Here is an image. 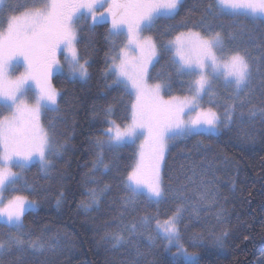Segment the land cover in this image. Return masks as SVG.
<instances>
[{"label": "snow or ice", "instance_id": "obj_1", "mask_svg": "<svg viewBox=\"0 0 264 264\" xmlns=\"http://www.w3.org/2000/svg\"><path fill=\"white\" fill-rule=\"evenodd\" d=\"M182 11L185 15L177 20ZM221 17L241 32L246 28L241 21L249 18L264 25V0H195L190 8L187 0H37L6 14L0 26V264L12 254L19 259L28 253H55L64 246L58 233L33 239L24 218L38 209L39 202L23 194L37 191L23 174L37 166L49 178L55 159L69 147L70 138L58 139L57 119H63L65 94L52 84V77L90 79L85 53L101 24L110 25L102 76L111 83L105 88L115 89L128 101L119 122L112 118L113 103L103 109L107 126L92 141L94 159L84 177L95 187L88 188L89 199L80 206L90 212L111 196L113 184L97 177L119 173V152L136 146L135 162L125 170L113 201L119 205L115 230L103 239L114 249L129 252L127 264H145L140 243L145 237L150 248L162 240L174 257L172 264H200L199 254L185 245L201 246L204 234L190 231L185 220H198L205 201L214 199L217 190L207 180L198 193L190 194L188 184L174 189L163 170L169 144L233 129L238 138L252 139L245 124L264 123V43L255 45L254 54L237 43V31L213 26ZM161 21L173 23L160 32ZM162 60L168 71L153 77L149 69ZM174 86L185 94H172ZM51 113L57 119L43 122L42 116ZM185 179L194 183L191 177ZM170 200L176 205L161 218L159 206ZM145 202L156 207L154 214L138 215ZM63 203L60 192L56 207ZM215 208L217 222L226 224V209L218 200ZM227 235L214 231L211 238L223 247Z\"/></svg>", "mask_w": 264, "mask_h": 264}, {"label": "trees", "instance_id": "obj_2", "mask_svg": "<svg viewBox=\"0 0 264 264\" xmlns=\"http://www.w3.org/2000/svg\"><path fill=\"white\" fill-rule=\"evenodd\" d=\"M194 3L195 0H187L189 8ZM25 8L14 9L8 4L1 11L2 23L10 10L19 12ZM184 15L182 11L177 20ZM170 23L173 22L161 21L157 30L163 32ZM241 23L246 26L243 32L232 29V21L227 17L214 20L213 26L237 31V43L248 46L255 54V45L264 43V25L252 22L250 18ZM108 26H96L92 43L85 53L90 60L88 81H71L59 74H54L52 78L54 86L65 94L61 103L63 119H57L55 113L42 119L45 123L48 118L57 119L58 139L70 138L69 147L55 159V169L49 178H45L37 166H32L23 174L28 184L37 189L36 192H23L39 202L38 209L24 218L28 230L34 233L33 239L58 233L64 246L55 253L45 252L38 256L28 253L19 259L12 254L5 257V264H127L129 260L130 254L125 248L114 249L103 237L106 232L115 230V209L119 205L113 201L120 193L119 184L125 170L135 162L136 146L125 147L119 152V173L97 177L113 184L111 196L102 199L100 207L90 212L80 206L81 201L89 199L88 188L95 187L85 183L84 177L94 159L92 141L107 126L104 123V107L114 104L112 118L118 122L126 115L123 106L128 97L115 89H106L105 84L111 81L102 76L105 53L109 51L105 42ZM81 50L84 51L83 44ZM166 71L168 66L164 60L149 70L153 77ZM172 94L185 93L174 86ZM245 129L252 133V139L238 138L236 129H233L223 130L219 135L204 133L191 136L169 144L163 170L166 179L172 178L174 189L179 184H188L190 194L198 193L202 181L207 180L209 187L217 190L214 199L205 201L198 220H185L190 231L204 234L201 246L191 248L185 245L189 251L199 254L197 259L200 264H264V123L256 120L253 125L245 124ZM204 145L209 147L205 149ZM109 158H112L111 155ZM185 177H191L194 183ZM60 192L64 193V203L58 209L56 199ZM217 200L226 209V224L216 220ZM175 205L173 200L160 205L161 218L170 213ZM140 208L138 215H151L156 211V207L147 202ZM45 228L49 231L45 232ZM221 230L228 232L223 247L217 246L211 238L214 231L218 234ZM140 243L146 254L145 264H172L174 257L165 250L162 240L151 248L146 237ZM175 250L172 249L173 252Z\"/></svg>", "mask_w": 264, "mask_h": 264}, {"label": "rangeland", "instance_id": "obj_3", "mask_svg": "<svg viewBox=\"0 0 264 264\" xmlns=\"http://www.w3.org/2000/svg\"><path fill=\"white\" fill-rule=\"evenodd\" d=\"M37 2V0H4V3L2 4V5H0V26H2L1 25V23H2V19H1V11L3 10V8L5 7V6H7L8 4H10L14 9H16V8H21V7H29V6H31L32 4H34V3H36ZM2 24H4V23H2ZM110 26V25H109ZM62 59V58H61ZM150 70V69H149ZM19 71H23V68H20L19 69ZM54 76V75H53ZM53 78V77H52ZM52 82V81H51ZM52 84H53V82H52ZM54 85V84H53ZM43 117V116H42ZM42 121H43V119H42ZM166 154H167V152H166ZM166 154H165V157H166ZM164 160H165V158H164ZM164 164V163H163ZM6 195H8L7 193H6ZM0 221L1 222H3V220L2 219H0Z\"/></svg>", "mask_w": 264, "mask_h": 264}]
</instances>
